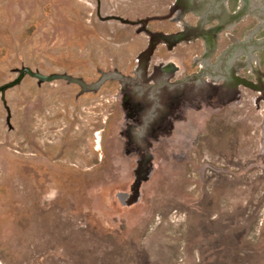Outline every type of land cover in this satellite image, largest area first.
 Masks as SVG:
<instances>
[{"label":"rangeland","instance_id":"obj_1","mask_svg":"<svg viewBox=\"0 0 264 264\" xmlns=\"http://www.w3.org/2000/svg\"><path fill=\"white\" fill-rule=\"evenodd\" d=\"M102 2V16L186 31L154 62L170 52V94L187 81L202 115L153 140L136 128L127 146L124 113L94 95L86 119L103 128L83 127L73 81L139 67L143 31L92 15L96 0H0V86L25 69L58 76L0 93V264H264V0L233 13L226 0Z\"/></svg>","mask_w":264,"mask_h":264},{"label":"flooded vegetation","instance_id":"obj_2","mask_svg":"<svg viewBox=\"0 0 264 264\" xmlns=\"http://www.w3.org/2000/svg\"><path fill=\"white\" fill-rule=\"evenodd\" d=\"M96 2L99 7L97 8L96 6V11L91 12V14H94L98 18H100L103 15V11L101 12L100 6H104L105 3H101V0H96ZM109 6L113 7V5L111 4ZM116 9H111V11H115ZM134 12L131 11L128 13L132 16L131 21L124 20L126 19L125 16H127L128 14L125 15L122 11H117L114 14L112 12H105V15L102 17H104L105 20L115 21L117 25L114 27V29H116V27H118L119 25H121L122 27H124L125 25L127 26V28L130 26L132 33H139L143 31L146 43L144 44V47L141 48L140 52H136L137 55L133 59V62L138 63V58L142 56L140 61L141 65H139V67L135 66V68L130 69L131 61L129 60L127 62L129 63V65L125 72L121 71L118 72L117 75H114L104 74V71L102 72L98 70V73L101 78L96 81H88V79L90 80V78L79 80L78 82L73 81L74 86L76 85L77 87L72 88H78V90L77 92H74V102L71 106V109L75 110L74 119H77L78 124L80 123L83 127L89 125L91 129H101L103 128L101 120L99 121V118L86 119L85 114L87 113V111H84V109L92 106L91 102L93 101V99L96 100L95 98H93L94 95L99 97L111 96L113 98L112 102L114 103L111 105H116L119 111L121 113H124V120L129 121L125 124V126H121L122 124H118L120 128H124L127 146H129L130 144L136 145L135 136L130 133L132 130H136V128H143L146 131H151L152 134H149L148 138H150V140H153L157 132H161L162 130L171 131L175 129L176 126H179L180 123H175L174 121H184L185 118L181 116L183 112L193 113L195 110H197L199 115H202V113L199 112L200 107L198 106V99H200L198 95L202 92L197 93L198 91H193L192 88V90H186L187 81H185V84L183 85L184 89H182L181 87V90L176 91L174 95L170 94L171 86H169L170 84L167 83L168 81H170L169 79L173 78L175 76V73L178 71V67L176 66L174 61L170 59V55H168L170 52H164V55L166 56L167 54L169 58L161 59L163 61L162 63L161 61L159 63L154 62V49L159 50V45H162L165 47V50H171L172 45L174 44L171 41H175L177 40V38L178 40H182L183 37L186 35V31H184V33L182 34L176 33L171 36H166L162 33L155 34L152 31L148 30V28L146 27L148 21L144 19L140 20L138 18V12ZM134 16L136 20H133ZM134 22L140 24V27H133V25L136 24ZM118 32L119 31L117 30V32L113 34H118ZM155 37L158 41L163 40L165 42H162L163 44L154 42ZM169 41L171 43H169ZM148 67H151L152 69L149 70L150 68ZM102 77H104V79H102ZM233 77L234 78L232 80V88L234 89L235 86L241 85L243 81L238 76ZM113 85L116 86V90H113ZM102 89H104V92L101 91ZM143 96L145 97L144 99H142ZM188 101L193 107L190 110L187 109L189 108L187 106ZM154 111L157 113V116H150L151 113H153ZM76 112H78V114ZM142 113H145L147 115L143 116ZM172 115H175L174 119L172 118L173 121L168 119L170 116L172 117ZM79 119L81 120V122ZM87 121H91V123H88ZM197 124H199V122H197ZM145 141L146 139L144 140V142Z\"/></svg>","mask_w":264,"mask_h":264},{"label":"water","instance_id":"obj_3","mask_svg":"<svg viewBox=\"0 0 264 264\" xmlns=\"http://www.w3.org/2000/svg\"><path fill=\"white\" fill-rule=\"evenodd\" d=\"M25 74L33 75L37 78H40L41 80H46V81H52L53 79L58 78V76H47L46 77V76H41L39 74H33V72H31L29 69H25V70L20 72L19 76L14 81L8 82V83L0 86V93L4 92L6 89L11 88L15 84H17L23 78V76Z\"/></svg>","mask_w":264,"mask_h":264},{"label":"crops","instance_id":"obj_4","mask_svg":"<svg viewBox=\"0 0 264 264\" xmlns=\"http://www.w3.org/2000/svg\"><path fill=\"white\" fill-rule=\"evenodd\" d=\"M226 8L224 9V11H230L231 13L235 12V10L237 9L238 5H239V1L242 2V0H236V3H235V7L234 9H231V6H230V0H226ZM250 4L254 5V4H261L263 2V0H247ZM244 2V1H243ZM254 3V4H253ZM251 5V6H252ZM228 7V8H227ZM225 11V12H226Z\"/></svg>","mask_w":264,"mask_h":264},{"label":"trees","instance_id":"obj_5","mask_svg":"<svg viewBox=\"0 0 264 264\" xmlns=\"http://www.w3.org/2000/svg\"><path fill=\"white\" fill-rule=\"evenodd\" d=\"M236 0H230L231 9H234Z\"/></svg>","mask_w":264,"mask_h":264}]
</instances>
